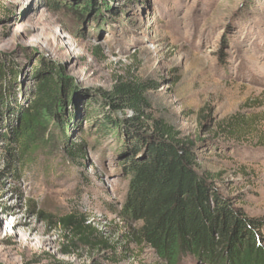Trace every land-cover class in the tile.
<instances>
[{
	"label": "rangeland",
	"instance_id": "rangeland-1",
	"mask_svg": "<svg viewBox=\"0 0 264 264\" xmlns=\"http://www.w3.org/2000/svg\"><path fill=\"white\" fill-rule=\"evenodd\" d=\"M0 65L4 83L17 74L10 106L28 96L34 70L56 66L73 95L70 140L89 137L82 168L62 153L54 124L17 179L0 154V264H168L107 208L128 196L121 136H88L90 101L130 81L156 85L144 131L156 119L173 127L194 146L201 176L264 224V0H0ZM76 212L109 249L72 247L58 220Z\"/></svg>",
	"mask_w": 264,
	"mask_h": 264
},
{
	"label": "trees",
	"instance_id": "trees-1",
	"mask_svg": "<svg viewBox=\"0 0 264 264\" xmlns=\"http://www.w3.org/2000/svg\"><path fill=\"white\" fill-rule=\"evenodd\" d=\"M4 70L0 65V154L10 180L20 176L32 148L47 139L49 124L61 134L62 153L82 168L89 137L70 140L73 118L64 110L73 105V95L65 90L56 66L33 71L30 92L17 106H10L9 100L17 74L6 84ZM153 87L123 83L103 99L94 97L85 108L91 120L88 136L117 134L123 141L118 165L128 182V196L121 210L107 205L108 210L131 227L130 238L138 247L154 251L168 264L187 258L202 264H264V235L257 230L264 224L246 219L201 176L194 146L161 119L153 120L152 135L144 131L146 121L152 120L146 113V93ZM58 224L73 237V248H110L85 214L65 215Z\"/></svg>",
	"mask_w": 264,
	"mask_h": 264
}]
</instances>
